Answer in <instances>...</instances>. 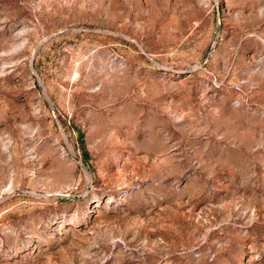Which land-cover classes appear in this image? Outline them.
I'll return each mask as SVG.
<instances>
[{"label":"rangeland","instance_id":"rangeland-1","mask_svg":"<svg viewBox=\"0 0 264 264\" xmlns=\"http://www.w3.org/2000/svg\"><path fill=\"white\" fill-rule=\"evenodd\" d=\"M0 264H264V0H0Z\"/></svg>","mask_w":264,"mask_h":264}]
</instances>
